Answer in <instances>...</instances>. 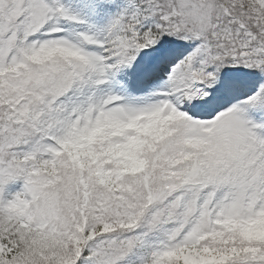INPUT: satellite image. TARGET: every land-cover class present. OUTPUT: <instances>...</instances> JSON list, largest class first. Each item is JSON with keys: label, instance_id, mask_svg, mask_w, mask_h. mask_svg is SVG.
<instances>
[{"label": "snow or ice", "instance_id": "1", "mask_svg": "<svg viewBox=\"0 0 264 264\" xmlns=\"http://www.w3.org/2000/svg\"><path fill=\"white\" fill-rule=\"evenodd\" d=\"M0 264H264V0H0Z\"/></svg>", "mask_w": 264, "mask_h": 264}]
</instances>
